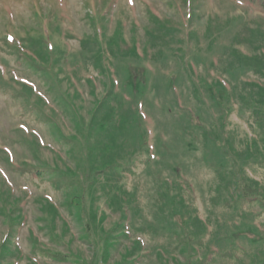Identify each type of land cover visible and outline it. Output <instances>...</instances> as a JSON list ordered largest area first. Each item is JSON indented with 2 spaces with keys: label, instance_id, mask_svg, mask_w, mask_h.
<instances>
[{
  "label": "rangeland",
  "instance_id": "obj_1",
  "mask_svg": "<svg viewBox=\"0 0 264 264\" xmlns=\"http://www.w3.org/2000/svg\"><path fill=\"white\" fill-rule=\"evenodd\" d=\"M0 264H264V1L0 0Z\"/></svg>",
  "mask_w": 264,
  "mask_h": 264
},
{
  "label": "trees",
  "instance_id": "obj_2",
  "mask_svg": "<svg viewBox=\"0 0 264 264\" xmlns=\"http://www.w3.org/2000/svg\"><path fill=\"white\" fill-rule=\"evenodd\" d=\"M253 1L263 2L264 0H253Z\"/></svg>",
  "mask_w": 264,
  "mask_h": 264
}]
</instances>
